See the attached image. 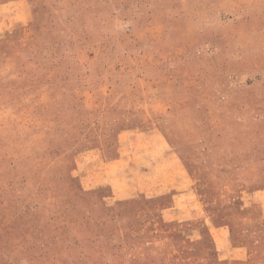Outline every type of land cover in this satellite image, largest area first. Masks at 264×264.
I'll use <instances>...</instances> for the list:
<instances>
[{
  "label": "rangeland",
  "instance_id": "obj_1",
  "mask_svg": "<svg viewBox=\"0 0 264 264\" xmlns=\"http://www.w3.org/2000/svg\"><path fill=\"white\" fill-rule=\"evenodd\" d=\"M0 264H264V0H0Z\"/></svg>",
  "mask_w": 264,
  "mask_h": 264
}]
</instances>
